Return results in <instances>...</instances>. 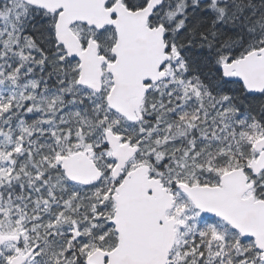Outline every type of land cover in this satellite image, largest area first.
Instances as JSON below:
<instances>
[{"label": "snow or ice", "instance_id": "obj_1", "mask_svg": "<svg viewBox=\"0 0 264 264\" xmlns=\"http://www.w3.org/2000/svg\"><path fill=\"white\" fill-rule=\"evenodd\" d=\"M0 264H264V0H0Z\"/></svg>", "mask_w": 264, "mask_h": 264}]
</instances>
